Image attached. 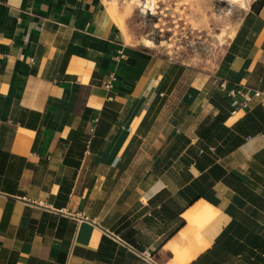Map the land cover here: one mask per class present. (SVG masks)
<instances>
[{
	"label": "crops",
	"instance_id": "obj_1",
	"mask_svg": "<svg viewBox=\"0 0 264 264\" xmlns=\"http://www.w3.org/2000/svg\"><path fill=\"white\" fill-rule=\"evenodd\" d=\"M125 8L0 0V264H264V0L211 70Z\"/></svg>",
	"mask_w": 264,
	"mask_h": 264
},
{
	"label": "rangeland",
	"instance_id": "obj_2",
	"mask_svg": "<svg viewBox=\"0 0 264 264\" xmlns=\"http://www.w3.org/2000/svg\"><path fill=\"white\" fill-rule=\"evenodd\" d=\"M128 39L205 70L215 68L251 0H119ZM116 3V0H113Z\"/></svg>",
	"mask_w": 264,
	"mask_h": 264
},
{
	"label": "built area",
	"instance_id": "obj_3",
	"mask_svg": "<svg viewBox=\"0 0 264 264\" xmlns=\"http://www.w3.org/2000/svg\"><path fill=\"white\" fill-rule=\"evenodd\" d=\"M111 78H114L112 75ZM111 80L107 83V87H110ZM217 87L221 94L232 98L234 100V103L237 105L238 108H245L249 105V103L254 98H261V102L264 103V92L257 89H250L246 87H242L240 85H231L229 81L225 79H219L217 81ZM148 257V256H147Z\"/></svg>",
	"mask_w": 264,
	"mask_h": 264
},
{
	"label": "bare ground",
	"instance_id": "obj_4",
	"mask_svg": "<svg viewBox=\"0 0 264 264\" xmlns=\"http://www.w3.org/2000/svg\"><path fill=\"white\" fill-rule=\"evenodd\" d=\"M228 1H231L233 3H238V4H241V5H244L246 3V0H228ZM113 14L114 15L116 14L115 9L113 11Z\"/></svg>",
	"mask_w": 264,
	"mask_h": 264
}]
</instances>
